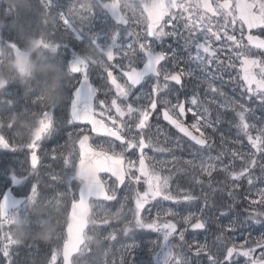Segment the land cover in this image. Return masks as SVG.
Returning a JSON list of instances; mask_svg holds the SVG:
<instances>
[{
	"label": "rangeland",
	"instance_id": "374dc122",
	"mask_svg": "<svg viewBox=\"0 0 264 264\" xmlns=\"http://www.w3.org/2000/svg\"><path fill=\"white\" fill-rule=\"evenodd\" d=\"M13 1L0 0L1 13L12 14ZM58 1L61 3L44 5V0H36L34 9L26 7L22 12L18 2L11 20L24 24L28 14L32 28L30 21L23 27L9 25L11 20L6 25L0 23V43L6 42L0 60V197L8 185L28 196L25 205L5 212L3 217L0 208V264H11L18 238L29 250L39 247L40 243H32L39 241L35 230L47 226L58 231L46 251L51 254L49 261L61 264L66 223L63 210L76 199L81 185L74 173L79 158L77 132L81 131L71 127L65 101V92L70 91L63 82L65 72L58 67L67 52L60 43H45L40 34L44 33L42 28L46 36L59 29V38L66 37L74 46L83 43L80 27L84 26L78 24L80 15L74 0ZM252 1L264 18V0ZM67 9L68 22L62 15ZM61 18V25L56 26ZM89 29L85 39L97 44L104 36L99 37L97 28ZM101 41L102 58L92 57L99 66L107 62L105 48L111 45L110 40ZM83 47L85 51L92 49L91 44ZM75 56L78 52L74 49L71 61ZM82 71L92 74L97 70L87 65ZM66 73L69 75L68 69ZM255 97L260 113H264V96ZM253 120L248 113L239 114L208 149H199L171 132H145L144 138L150 137L152 143L150 151L142 156L139 146L125 151L131 157L129 181L122 189L112 185L108 200L92 206L95 213L87 244L74 264H251L263 260L264 172L256 165L252 150L257 146L254 141L262 140L257 137L264 133V126L259 128ZM204 124L212 125L199 122L193 130L205 136ZM246 125L251 129L245 134ZM33 151L39 156L35 169L29 158ZM146 157L144 174L139 161ZM222 157L224 164L242 169L232 170L220 161ZM133 159L137 162L135 171ZM216 170L223 175L221 183L211 177ZM198 221L208 226L204 232L189 229ZM27 239L31 243L27 244Z\"/></svg>",
	"mask_w": 264,
	"mask_h": 264
},
{
	"label": "flooded vegetation",
	"instance_id": "af4514ba",
	"mask_svg": "<svg viewBox=\"0 0 264 264\" xmlns=\"http://www.w3.org/2000/svg\"><path fill=\"white\" fill-rule=\"evenodd\" d=\"M35 1L18 0L21 12L26 7L34 9ZM52 1L61 3L44 0V5ZM152 3L153 0H74L75 7L80 9L78 24L84 26L80 27L83 43L73 46L66 37L60 42L67 52L59 67L65 72L63 82L70 91L65 92L66 96L70 94L65 99L68 117L72 83L77 84L78 79L76 77L73 81L66 70L75 49L78 52L75 59H79L81 70H86L87 65L97 71L100 69L98 74L97 71L92 74L82 71L97 89L94 116L99 119L103 131L109 129L123 142L116 140L114 135H94L87 124H71V127L80 129L81 132H77L80 137L89 136L94 149L116 158L124 157L127 167L131 157L126 150H136L139 146L140 156L150 151L152 143L150 137L144 138L145 132L149 135L175 133L166 120L178 121L192 130L196 123L208 122L212 125L204 124L202 129L213 137L231 128L230 122L234 124L239 114L250 115L251 106L260 109L255 96L264 95L254 87H248L243 76L252 59H257L260 64L255 70L258 78L262 79L261 74H264V26L260 28L254 23L256 27L249 30L245 21L248 0H164L162 5ZM101 4L115 9L118 18L113 19ZM26 15L25 22H28L31 16ZM62 15L67 22L70 20L68 9ZM256 15L264 22L262 15L257 12ZM58 23L61 25L62 18ZM30 24L34 25L33 21ZM89 26L97 28L99 37L104 36L97 44L85 39L84 33L90 31ZM250 33L263 47L250 44ZM101 38L110 40L111 45L105 48L107 62L99 66L92 57L102 58L99 54L102 52L100 47L104 46ZM51 42L55 41L50 38ZM85 43L91 44L90 51H85ZM127 72H130L129 76ZM142 72L148 74L142 75ZM108 75L115 80L116 88L109 82ZM217 109L221 112L218 115L221 119L216 118V114H207ZM134 121L138 123L133 124ZM245 128L246 134L251 127L246 125ZM261 134L257 138L264 139V133ZM254 142L259 148L254 146L252 153L256 155V165L264 172V140ZM245 149L251 150L248 146ZM142 162L145 165L144 159L139 164ZM136 164L133 159L131 165L135 167ZM106 181L107 186L113 185L112 180Z\"/></svg>",
	"mask_w": 264,
	"mask_h": 264
},
{
	"label": "water",
	"instance_id": "95a60500",
	"mask_svg": "<svg viewBox=\"0 0 264 264\" xmlns=\"http://www.w3.org/2000/svg\"><path fill=\"white\" fill-rule=\"evenodd\" d=\"M104 8L107 9V6ZM250 14L249 28H252L254 24V16L253 13L250 12ZM111 15L115 18L114 14ZM250 41L253 43H258L257 39H251ZM254 67L257 66L255 64L248 65V72H244V80L246 81L248 87L254 84L257 86V89L264 91V83L261 81H256V77L253 74ZM70 71L74 74L79 72L77 61L72 62ZM142 73L144 74L145 72ZM87 82L88 79H81L78 87L73 91V98L70 105V114L74 123L83 124L91 121L86 116L85 111L87 115H89L88 111L91 112L92 101L96 91L94 87L91 86L93 90H91L89 96H87L85 94ZM111 82L115 84L112 79ZM171 125L175 131L185 134V131L180 129V124L171 123ZM93 132L96 134L99 133V131L96 130ZM186 135L190 139L196 141L198 145H205L204 140L193 135L190 131L187 132ZM78 148L80 151V159L75 166V175L79 180L82 181V185L79 187L78 199L73 201L70 205L68 222L65 228L67 239L62 246V264H72V257L78 253L84 242L83 232L87 227V217L90 212L89 201L91 199L104 200L107 197V192L101 182L100 174H107L116 179L119 187L123 184L126 178L122 159H112L107 154L92 150L87 142L86 137L80 139L78 142ZM30 157L32 161V167H35L37 163L36 156L31 154ZM24 201L25 198L15 197L9 189L6 190L1 198L3 212L8 209L20 206ZM197 228L202 229V226L197 223L192 227L193 230ZM256 264H264V260Z\"/></svg>",
	"mask_w": 264,
	"mask_h": 264
},
{
	"label": "trees",
	"instance_id": "16d2710c",
	"mask_svg": "<svg viewBox=\"0 0 264 264\" xmlns=\"http://www.w3.org/2000/svg\"><path fill=\"white\" fill-rule=\"evenodd\" d=\"M2 19H3L2 13L0 10V21H2ZM212 178L214 180H217V182L222 181L221 177H219L217 173H214L212 175ZM65 209H66V206H65ZM35 231L37 232L35 239L39 240L38 242L40 243L39 247L34 246L32 247V250H29L26 248L24 244L19 243V245H16L15 251L11 253V257H10L11 264H51L49 261V257L51 254L49 255V252H46V251L48 248L51 249L53 245V241L50 239L54 235H57L58 231L51 229L49 226L45 228L44 227L37 228ZM28 243H31L29 239H27V244ZM32 243L37 244V241L34 240V242ZM52 264H55L54 261H52Z\"/></svg>",
	"mask_w": 264,
	"mask_h": 264
}]
</instances>
